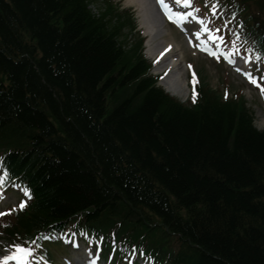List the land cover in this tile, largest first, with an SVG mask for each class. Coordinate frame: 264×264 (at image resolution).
I'll return each instance as SVG.
<instances>
[{
    "label": "trees",
    "instance_id": "trees-1",
    "mask_svg": "<svg viewBox=\"0 0 264 264\" xmlns=\"http://www.w3.org/2000/svg\"><path fill=\"white\" fill-rule=\"evenodd\" d=\"M217 1L228 47L264 54V0ZM135 30L114 0H0L1 165L31 191L8 240L71 226L159 264H264V127L227 87L164 92Z\"/></svg>",
    "mask_w": 264,
    "mask_h": 264
},
{
    "label": "rangeland",
    "instance_id": "rangeland-1",
    "mask_svg": "<svg viewBox=\"0 0 264 264\" xmlns=\"http://www.w3.org/2000/svg\"><path fill=\"white\" fill-rule=\"evenodd\" d=\"M121 1L123 7L126 9H132V11L135 13L136 22L138 25L137 31L142 33H145L143 28H141V24L139 22V16H138V9L134 5H130L128 3V0H117ZM183 3V2H182ZM198 3V0H190V5L185 10L192 11L195 4ZM92 10L94 13H99L101 10L100 4L93 5ZM196 13H198L200 16L206 17L205 13L202 10H198L196 6ZM199 17V16H197ZM202 18V17H200ZM203 19V18H202ZM204 20V19H203ZM204 23L206 24V21L204 20ZM164 30L166 33L161 36L160 38H163L165 40L175 41L184 52V61H182V78L187 79V82L189 80L190 73L198 72L199 76L203 79L204 82H206L211 88L215 90H220V88H223L225 83H227L228 86L233 87L232 94L234 92L236 93H242L244 94V98L246 102L248 103V107L253 111L256 118V125L259 128L264 127V95L261 94V90L256 88V86L253 83H249L245 80H242L239 75L234 71V68L228 66L223 61V56L228 55L229 53H223L224 55H220L219 58L210 56L208 54L203 53V51L199 48H192V42L189 40V37L185 36L184 34L178 32L175 28L169 25H165ZM127 33V32H126ZM136 35L134 37L128 38V44L134 43ZM136 39H141L140 37H136ZM155 44L157 43L159 38H156ZM172 39V40H170ZM216 46V45H215ZM221 48V46L219 47ZM221 50V49H220ZM145 56L150 59L149 51L148 49H145ZM236 61L239 62L238 57H233ZM151 61V60H150ZM153 62V61H152ZM250 68H253V73L256 75V73H262L264 71V68L262 66H259L257 64H247ZM153 73L155 75H158L160 72L157 70V68L154 67ZM261 86H264L262 84ZM189 89V88H188ZM186 89V91H188ZM185 94H187L185 92ZM188 95V94H187ZM179 100L186 101L187 96H181L177 97ZM10 199L11 201H14L15 194H8L7 199L4 202H0L1 205H4L5 202ZM4 207H2L3 209ZM57 249L56 247H53L52 250ZM6 251L5 243L0 241V252ZM82 252H80L81 255ZM71 257L69 249H62L58 250L53 254V259L58 264H66L64 257Z\"/></svg>",
    "mask_w": 264,
    "mask_h": 264
},
{
    "label": "bare ground",
    "instance_id": "bare-ground-1",
    "mask_svg": "<svg viewBox=\"0 0 264 264\" xmlns=\"http://www.w3.org/2000/svg\"><path fill=\"white\" fill-rule=\"evenodd\" d=\"M128 3L136 6L138 9L139 22L142 26L141 28L145 30L146 47L149 51L150 58L154 59L158 57L159 63L157 65V70L160 72L167 71V74L162 80V85L173 96L181 97L186 95V81L181 77L182 61H184V52L182 51V48L174 40L168 43V39L165 40L160 38L166 33L164 30L165 26L155 12L151 0H128ZM169 7L174 13H179L175 12L171 5H169ZM182 15L186 17V19L183 20V23H189L188 33L194 35V42L201 45L202 41H208L207 46L213 51H216V49L211 46V41L208 40V37L206 36L204 26L199 24L200 20L193 19L189 17L188 14ZM197 31L202 34L199 40L196 38ZM156 38L159 39L155 44V41L157 40ZM77 261L78 264H82L80 259H77Z\"/></svg>",
    "mask_w": 264,
    "mask_h": 264
},
{
    "label": "snow or ice",
    "instance_id": "snow-or-ice-1",
    "mask_svg": "<svg viewBox=\"0 0 264 264\" xmlns=\"http://www.w3.org/2000/svg\"><path fill=\"white\" fill-rule=\"evenodd\" d=\"M159 3L160 7L164 10L165 14L168 16L169 20L179 24L181 21L185 20L186 17L182 14L179 13H173L169 5L165 2V0H157ZM177 3H180L181 0H176ZM190 5V0H183V6L185 8L189 7ZM199 24L204 26L203 20L199 21ZM205 31L209 33L208 40L212 41L216 45L217 51H213L211 48L207 46L208 41H202L201 42V50L205 51L208 53L210 56H214L219 58L220 55H224L223 53H220L218 51L219 47L221 44L224 42V37L215 35L213 33V30L207 29L206 26H204ZM216 32H219V29L215 30ZM196 38L199 40L200 39V32H196ZM237 39H239L237 35ZM239 52V49H236L234 47V51L232 53H229L228 55L225 56V59L227 60L228 63L234 64L235 60L232 59V55H235ZM244 63H248L251 60V57H241L240 58ZM257 61L264 59V54L262 55H257L255 58ZM237 71H241V69H237ZM248 80L253 83L255 86L259 87L261 90V94L264 95V86H261L260 83L258 82V78L253 77L251 73H243ZM3 181H0V186H2ZM27 194V193H26ZM21 207H23V204H21ZM14 251L12 254L6 255L2 258V261H0V264H8L9 260H15L16 264H28L29 257L32 255V250L30 248L24 247L22 245L15 244L12 246Z\"/></svg>",
    "mask_w": 264,
    "mask_h": 264
}]
</instances>
